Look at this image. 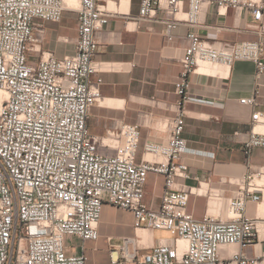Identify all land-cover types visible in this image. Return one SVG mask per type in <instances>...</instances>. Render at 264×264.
<instances>
[{
    "label": "built area",
    "instance_id": "1",
    "mask_svg": "<svg viewBox=\"0 0 264 264\" xmlns=\"http://www.w3.org/2000/svg\"><path fill=\"white\" fill-rule=\"evenodd\" d=\"M78 1L76 52L58 58L40 43L44 22H59L66 1L0 0V264H88L87 254L67 252L65 237L97 240L106 203L132 211L136 229L171 234L169 240L136 248L131 264H264V219L246 215L248 201L264 196V167L242 176L236 195L225 202L227 218H195L189 211L193 190L175 187L177 178L193 177L183 160L188 149L184 105L201 99L190 92V76L204 73L203 64L230 67L238 60L253 61L257 77L264 72V41L209 42L196 29L203 11L209 4L218 10L246 8L254 18L252 28L263 33L264 0H141L139 18L164 22L168 40L178 25L191 28L176 80L179 112L169 141L145 146L147 153L163 157L160 162H137L138 125L116 121L106 136L91 134L90 110L102 99V77L91 81L99 71L98 34L115 11L110 0ZM159 11L171 16L158 18ZM258 94L257 89L241 102L255 107ZM262 126L264 110L256 108L243 145L248 159L254 148H264ZM104 147L114 153L103 152ZM150 171L165 176L159 209L144 200ZM116 252L111 249V264H130Z\"/></svg>",
    "mask_w": 264,
    "mask_h": 264
},
{
    "label": "crops",
    "instance_id": "2",
    "mask_svg": "<svg viewBox=\"0 0 264 264\" xmlns=\"http://www.w3.org/2000/svg\"><path fill=\"white\" fill-rule=\"evenodd\" d=\"M115 2L122 9L114 10L115 14L98 34L94 60L99 71L91 76V81L102 77V99L92 106L88 126L92 135L104 137L116 121L138 125L141 137L137 162H160L163 157L147 153L145 146L169 141L173 119L179 112L176 80L182 70L180 60L189 45L191 28L186 24L178 25L170 41L164 22L139 18L141 0ZM170 16V12H158V18ZM201 20L197 32L209 42L257 41L260 38L264 41V32L252 28L254 18L246 8L218 10L216 4H209ZM78 27L79 11L68 6L59 22H44L40 48L58 58L74 54ZM31 56L37 60L35 53ZM201 68L204 73L190 76V92L201 100H189L184 105L187 117L183 135L188 149L183 160L193 177L177 178L175 187L193 190L189 196V211L195 218L211 215L227 218L225 202L236 195L242 176L250 169L264 167L263 147L254 148L249 159L243 152L253 112L256 108L264 110V72L257 77L256 64L251 60H238L230 67L203 64ZM257 89L255 107L241 102L242 98L254 95ZM261 129L264 130V126ZM102 151L114 153L113 148L104 147ZM165 187V176L150 171L145 202L159 209ZM246 215L264 219V196L258 202L248 201ZM99 232L97 240L66 236L67 252L87 254L88 264H111V249H116L115 256L131 264V253L136 248H147L171 239L167 230L136 229L132 211L109 203L103 207ZM247 252L253 255L255 248L250 247Z\"/></svg>",
    "mask_w": 264,
    "mask_h": 264
},
{
    "label": "bare ground",
    "instance_id": "3",
    "mask_svg": "<svg viewBox=\"0 0 264 264\" xmlns=\"http://www.w3.org/2000/svg\"><path fill=\"white\" fill-rule=\"evenodd\" d=\"M65 1H66L67 6H70V7H78V5H79V1L78 0H65ZM109 7L111 9H113V11L122 9L120 6L117 5L115 0H111L110 1V6ZM182 245H184V243H182ZM258 247L261 248L260 245Z\"/></svg>",
    "mask_w": 264,
    "mask_h": 264
},
{
    "label": "rangeland",
    "instance_id": "4",
    "mask_svg": "<svg viewBox=\"0 0 264 264\" xmlns=\"http://www.w3.org/2000/svg\"><path fill=\"white\" fill-rule=\"evenodd\" d=\"M32 59L34 60V56H31V60H32Z\"/></svg>",
    "mask_w": 264,
    "mask_h": 264
}]
</instances>
